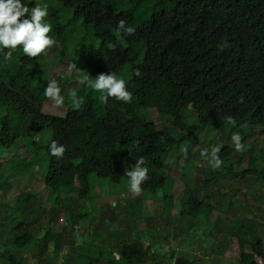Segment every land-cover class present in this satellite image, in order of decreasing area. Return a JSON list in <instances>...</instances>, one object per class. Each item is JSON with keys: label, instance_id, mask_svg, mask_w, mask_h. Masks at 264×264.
Returning <instances> with one entry per match:
<instances>
[{"label": "trees", "instance_id": "16d2710c", "mask_svg": "<svg viewBox=\"0 0 264 264\" xmlns=\"http://www.w3.org/2000/svg\"><path fill=\"white\" fill-rule=\"evenodd\" d=\"M39 2L47 6L42 23L51 25L47 35L55 44L34 58L26 56L23 45L0 46V157L21 146L26 153L0 163L2 193L6 196L13 188L10 175L27 180L33 159L42 160L45 154L43 185L55 197L74 193L77 207L88 198L90 177L130 185L125 173L135 169L140 157L150 179L141 185L140 196L123 206L129 230L115 241L119 260L110 258L103 238V245L96 246L90 233L84 239L85 252L77 253L74 239L67 235L73 236L78 214L70 212L65 200L62 205L71 222L58 230L48 227L50 223L43 227L42 205L34 195H21L20 211L0 197V264H58L63 254L61 264H225L233 246L238 264L264 263V230L252 224L253 216L238 220L236 193L226 206L211 203L208 193L199 192L190 173V152L182 155L181 147L194 134L190 127L194 119L198 127L221 129L227 136L239 133L242 139L260 128L263 140L245 152L249 164L242 172L260 185L264 203V0H21L29 8L21 19H30ZM121 19L135 29L134 35L118 30ZM54 48L57 57L69 51L77 69H89L93 80L110 72L125 80L131 103L110 97L104 104L99 91L80 83L74 91L82 102L79 110L72 107L69 95L63 115L44 112L49 79L45 52ZM8 51L11 59L5 61ZM137 68L139 77L134 75ZM74 74L81 76L77 70ZM149 110L169 118L171 126L159 130ZM228 116L236 120L235 126L227 122ZM246 121L250 125L243 128ZM40 136L46 137L45 146L38 143ZM53 140L65 146L63 157L50 155ZM215 148L223 163L211 169L213 174L237 177L233 146ZM183 160L190 165H182ZM169 161L184 176L179 203ZM143 198L161 202L158 215L145 219L161 221L153 228H165L169 246L164 253L151 241L152 225L138 228ZM59 212L52 208L51 217L57 219ZM66 244L70 245L64 252ZM185 244H193L188 245L192 250H183ZM199 250L210 263L209 257L194 253Z\"/></svg>", "mask_w": 264, "mask_h": 264}, {"label": "rangeland", "instance_id": "374dc122", "mask_svg": "<svg viewBox=\"0 0 264 264\" xmlns=\"http://www.w3.org/2000/svg\"><path fill=\"white\" fill-rule=\"evenodd\" d=\"M39 3L41 8L46 6L41 2ZM87 39H89V37H87L86 40ZM95 45H98L97 39H95ZM57 51L58 50L56 48H54L52 51H46L45 58L49 67L48 82L56 81L57 86L61 89L60 95L63 99V103L60 106H56L53 99L46 97L43 110L46 113L63 115L67 109V105L64 100L71 93L80 88V82L78 79L79 75L74 74V69L70 67V65L75 63L70 58L69 51L61 54L59 57L56 56ZM79 71L82 76L86 72L88 73L89 69H85L83 67L80 68ZM122 75V78H124L125 74L123 73ZM189 113L190 111L187 112V115ZM148 114L156 123L159 130L163 129L164 127L171 126L170 119L159 116L155 110H149ZM248 125H250V123L246 121L241 126L244 128ZM190 127L193 129L194 134L190 140L188 139L186 143L181 144V147L183 149L188 147L187 152H190L191 155L189 161L191 165L185 162V160L182 161V165H185L186 167L190 165L192 167L190 169V173L194 176L196 189H198L199 192L208 193L210 195V202L215 205L221 203L227 206L231 194L236 193V211L238 213H236L235 216L238 217V220L243 219V221H246L248 219L246 216H253V220L251 221L252 224L257 228L260 227V229L264 230V203H262L259 198V196H261L260 185L257 182L255 183L249 181V177L242 172V170L247 168L249 164L248 158L245 156V152L249 149V147L257 148L263 140V135L260 132V128L254 127V134L246 136L241 140L244 151L237 152L232 141L233 134H229L230 136H227V134L224 133V130L221 129L198 127L195 119L190 123ZM38 143L41 146H45L47 143L46 137H38ZM219 145L233 146V152L236 154L234 168L240 173L237 177L229 178L215 176L211 170L212 167L209 166L210 163L208 158L201 156V150L207 149L208 153L210 154L212 149ZM17 153L20 157L26 156L24 148L21 146L17 151L9 152L5 156L0 157V163H6L12 158L13 155H16ZM182 155H185L183 151ZM29 158L31 159L33 156H30ZM33 161L34 162L32 166L28 170L27 180L19 179L14 173L9 176L10 182L13 184V188L6 196L0 189V197H2V202L5 205H8V207L12 210L16 209L20 211L22 205L21 195L30 193L34 195L35 199L37 197L38 201L42 205V209H40V217L42 218L43 227L50 223L48 227L63 230V223L67 221L69 224L71 222L70 219H67L69 214L68 210L64 208V205H62L65 200L67 204L70 205V212L72 211L74 215L78 214L76 224L74 225L75 234L73 231V236L70 234L67 235V239H74L75 245L77 246V253L85 252V246L87 244L85 243L84 239L86 238L87 234L90 233L91 235L94 234V238L96 239L94 244L96 246L103 245L101 242L102 238L104 241H106L104 246L106 247L110 258L115 259L113 255L114 252H117L116 250H113L115 248V241L117 239L121 240L122 235L127 233L129 230V228L126 226V223L129 220V215L127 211L123 209V206L131 204V202L137 196H140V194H134L130 190V185L128 184L117 186L110 184L107 180H97L93 177H90V183L92 184L91 190L88 193V198L91 197V199L89 202L87 201L88 198L80 200L78 202L79 207H77V196L74 193L69 194L67 197H55L43 185L41 180V171L43 168L46 169L48 167V158L46 157V154L42 160L40 158H34ZM169 166L171 176L174 179L173 195L175 197V203H179L177 197L182 196L185 188L183 172L182 169L172 161H169ZM1 180H3V176L0 173V181ZM141 203L142 212L140 215L142 218L140 223H138V228L142 230L152 225L149 228L151 229V235L153 236V240L151 241L154 243L153 245L156 250H161V252L164 253L169 246V239L165 237V228H163V226L160 228H153L154 225H161V221H157L154 224L153 222L147 220V217L150 215H158L160 212L161 202L150 198H143ZM87 204L88 207H86ZM52 208H57L60 211L57 219L51 217L50 211ZM217 217L218 213L213 216V220H216ZM38 222L39 219L34 222L37 227L39 226ZM135 229L136 228H132L131 231ZM69 245L70 244H66L67 247H65L64 252L68 251ZM188 245L193 244H185L183 246V250H192V246ZM205 247H209L208 242L205 244ZM247 252L250 251L248 250ZM194 253H197L199 256L202 255L209 257L203 250H199L197 252L195 251ZM64 256L65 254H63L62 257L58 259V264H61ZM238 260L239 253L236 247H230L226 254L225 264H238ZM208 261L210 263V257ZM257 263L264 264L263 261L260 260H258Z\"/></svg>", "mask_w": 264, "mask_h": 264}, {"label": "clouds", "instance_id": "9594fccd", "mask_svg": "<svg viewBox=\"0 0 264 264\" xmlns=\"http://www.w3.org/2000/svg\"><path fill=\"white\" fill-rule=\"evenodd\" d=\"M26 13H29V8L21 3V0H0V46L3 49H15L18 45H23V52L29 58H34L41 54L46 48L55 44V41L51 39L47 34L52 30L50 24L42 23V20L48 15L47 6L41 8L35 6L31 9L30 19L24 17ZM117 28L126 36L135 34L133 27L127 26L126 20L121 19L118 21ZM5 61L11 59V51L4 53ZM74 70L79 71L75 64L70 65ZM134 75L139 77L141 75L140 70L134 69ZM81 84H85L88 87L99 91L101 93L100 100L106 104L110 97L122 101L124 103H131L132 93L126 89V83L123 79H118L114 73H101L96 76L95 80L90 77L86 72L84 75L78 77ZM61 89L57 86L56 81L48 82L44 89V94L55 101L56 106H60L63 103V99L60 95ZM72 107L79 110L82 106V102L78 99L75 92L70 94ZM227 122L230 125L235 126L236 120L232 116L226 117ZM163 140V138H161ZM242 137L239 133L232 135V141L235 145L237 152L244 151L243 144L241 143ZM50 155L57 158L63 157L66 148L62 144H58L55 140L49 145ZM182 151L187 154V149ZM219 148L212 149L209 154L207 149L201 150V156H205L209 159L213 169L219 168L223 161L220 159ZM146 161L144 157H140L136 161V167L133 170L127 171L125 175L129 178L130 190L139 195L141 193V185L150 179L148 174V168L144 166ZM116 260L121 257L118 252L113 253Z\"/></svg>", "mask_w": 264, "mask_h": 264}]
</instances>
